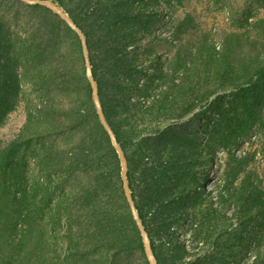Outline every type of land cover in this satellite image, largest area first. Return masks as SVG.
I'll return each mask as SVG.
<instances>
[{
	"label": "trees",
	"instance_id": "1",
	"mask_svg": "<svg viewBox=\"0 0 264 264\" xmlns=\"http://www.w3.org/2000/svg\"><path fill=\"white\" fill-rule=\"evenodd\" d=\"M49 1L58 4L86 36L104 113L128 160L138 213L158 264H165L146 215L155 208L160 218L169 208L183 151L169 150L167 158L158 155V164L152 165L143 152L144 130L159 134L161 123L133 125L117 113L137 110L143 118L175 123L210 105L224 110V119L232 113L243 127L251 122L264 130V17L247 15L241 30L224 33L220 42L207 32L183 43L174 28L175 55L167 67L155 59L161 81L154 85L149 80L139 90L148 91L149 105L142 101L130 105L128 91L134 86L130 80L138 66L125 54V40L131 36L122 27L128 18L126 5L119 0ZM256 3L264 6V0ZM19 11L26 13L20 20ZM18 78L33 81L30 91L38 102L29 103L24 131L10 140L6 120L16 97L12 92L21 89ZM226 95L230 99L225 106ZM71 132L77 133L73 143H41L36 158L47 181L32 188L20 149L36 139ZM234 161L243 163L237 157ZM121 171L93 103L78 35L46 7L0 0V264H114L134 252L149 264ZM75 173L84 174V181L66 192V178ZM54 177L60 180L55 186ZM227 178L222 186L229 194L226 203L235 208L233 217L246 228L256 216H262L264 224V190L257 177ZM207 180L208 175L202 188ZM57 187L62 193L55 195ZM254 253L252 264H264V245Z\"/></svg>",
	"mask_w": 264,
	"mask_h": 264
},
{
	"label": "rangeland",
	"instance_id": "2",
	"mask_svg": "<svg viewBox=\"0 0 264 264\" xmlns=\"http://www.w3.org/2000/svg\"><path fill=\"white\" fill-rule=\"evenodd\" d=\"M119 1L126 5L128 15L122 27L125 32L131 33L125 40V54L128 58H133L134 65L138 66V72H134L130 80L134 83L128 91L130 105L138 101L149 105L151 98L146 97L148 91L139 90L149 80L154 85L161 81L156 75L158 66L155 59L160 58L163 66L167 67L168 59L175 55L176 46L173 44L175 41L172 34L174 28L178 27L183 43L207 32L220 42L224 33L240 31L247 15L264 17V6L256 3V0ZM15 9L12 6V12ZM18 13L19 20L26 14L25 11ZM20 27L17 30L23 36L24 31ZM18 80L21 89L16 93L12 92L16 97L6 120L10 140L24 131L29 103L38 102L36 95L30 91L33 81ZM135 84L139 86L136 88ZM225 98L226 106L230 96L226 95ZM221 112L208 105L194 110L184 120L175 123L143 118L137 110L120 109L117 113L123 118L128 117L133 125L161 123L162 130L159 134L152 129L144 130L143 152L152 165L158 164L155 162L158 155H162L163 159L167 158L169 150L183 151L176 174L178 187L173 194H169L172 197L168 199L169 208L160 217L163 218L164 225H160L157 209L154 208L146 215L152 239L157 251L163 255L165 264H252L254 252L264 245L263 217L256 216L247 228L242 227L233 217L234 206L230 207L226 203L229 194L222 186L228 175L229 178L239 180L255 175L264 190V130L251 122L243 127L233 118L232 113L229 118L224 119ZM220 137L222 139H218ZM76 139L77 133L71 132L46 136L23 145L20 155L28 164L26 170L32 188L47 181L36 158L41 143L54 142L63 146ZM218 140L222 144L216 148ZM235 157L243 163L236 165ZM206 175L208 180L202 188ZM138 180L139 177L136 184L140 182ZM83 181L82 173L67 177L65 191H70L74 184ZM52 182L55 186L60 180L54 177ZM235 185L238 186V182ZM55 189V195L62 193L59 187ZM139 192L136 187L138 200ZM39 199L40 190L37 196V200ZM114 264H144V259L141 253L134 252L121 256Z\"/></svg>",
	"mask_w": 264,
	"mask_h": 264
},
{
	"label": "water",
	"instance_id": "3",
	"mask_svg": "<svg viewBox=\"0 0 264 264\" xmlns=\"http://www.w3.org/2000/svg\"><path fill=\"white\" fill-rule=\"evenodd\" d=\"M20 1L26 5L42 6V7H46L50 9L53 13L57 14L63 21H65L66 24L78 35L81 41V44H82V50H83V55H84V60H85V67H86V77L92 89L93 103L96 108L100 123L102 124L106 132L108 133L112 141V145L118 154V157L121 163V168H122L121 179L123 182L124 194L129 204V207L131 209V212L134 217L135 223L138 227V230L141 233L146 259L149 264H158V260L156 258V255L152 247V240L150 238L148 231L146 230L144 226L143 220L141 219L138 213L136 203L132 195L129 177H128L129 165H128L127 157L125 155L123 148L120 146L118 142L115 132L113 131L112 127L107 121L106 115L104 113V110H103V107L100 101L99 88H98V84L93 74L92 65L90 61V54H89V49H88L85 34L82 32V30L79 27H77V25L74 23L71 17L67 13H65V11L58 4H55L54 2L49 1V0H20Z\"/></svg>",
	"mask_w": 264,
	"mask_h": 264
}]
</instances>
